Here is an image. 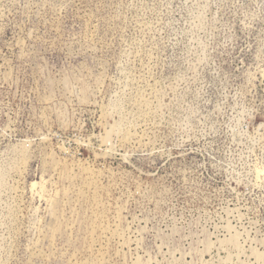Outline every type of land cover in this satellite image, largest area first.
Here are the masks:
<instances>
[{
	"label": "rangeland",
	"instance_id": "obj_1",
	"mask_svg": "<svg viewBox=\"0 0 264 264\" xmlns=\"http://www.w3.org/2000/svg\"><path fill=\"white\" fill-rule=\"evenodd\" d=\"M0 264H264V0H0Z\"/></svg>",
	"mask_w": 264,
	"mask_h": 264
}]
</instances>
